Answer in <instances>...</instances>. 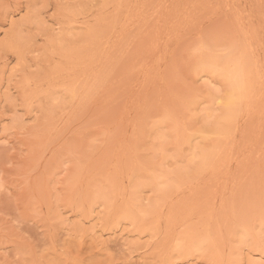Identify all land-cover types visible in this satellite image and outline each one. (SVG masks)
<instances>
[{
	"label": "rangeland",
	"instance_id": "1",
	"mask_svg": "<svg viewBox=\"0 0 264 264\" xmlns=\"http://www.w3.org/2000/svg\"><path fill=\"white\" fill-rule=\"evenodd\" d=\"M0 264H264V0H0Z\"/></svg>",
	"mask_w": 264,
	"mask_h": 264
}]
</instances>
